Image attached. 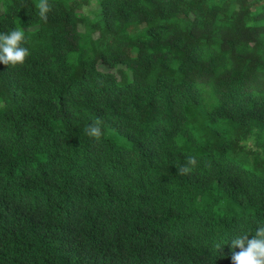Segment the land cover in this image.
<instances>
[{
	"label": "trees",
	"instance_id": "trees-1",
	"mask_svg": "<svg viewBox=\"0 0 264 264\" xmlns=\"http://www.w3.org/2000/svg\"><path fill=\"white\" fill-rule=\"evenodd\" d=\"M92 1L0 0L30 50L0 64V264H232L264 221V0Z\"/></svg>",
	"mask_w": 264,
	"mask_h": 264
},
{
	"label": "clouds",
	"instance_id": "clouds-1",
	"mask_svg": "<svg viewBox=\"0 0 264 264\" xmlns=\"http://www.w3.org/2000/svg\"><path fill=\"white\" fill-rule=\"evenodd\" d=\"M38 8L39 16L47 20L50 11L48 0H39ZM26 41V31L22 27L0 31V64L12 68L23 66L30 55L29 48L25 46ZM88 132L94 138H98L101 134L100 128L94 125L89 126ZM189 163L195 164L196 158L190 157ZM188 170V168L184 169L185 172ZM250 236L251 239H249ZM229 239L232 246V264H264V221L257 223L254 234L252 231H242L240 235ZM227 242L215 244L216 255L221 246ZM237 248L240 249L239 252L235 251Z\"/></svg>",
	"mask_w": 264,
	"mask_h": 264
},
{
	"label": "rangeland",
	"instance_id": "rangeland-1",
	"mask_svg": "<svg viewBox=\"0 0 264 264\" xmlns=\"http://www.w3.org/2000/svg\"><path fill=\"white\" fill-rule=\"evenodd\" d=\"M95 10H96L95 0H93V1L91 2L90 7L88 8V11H89V12H94Z\"/></svg>",
	"mask_w": 264,
	"mask_h": 264
}]
</instances>
